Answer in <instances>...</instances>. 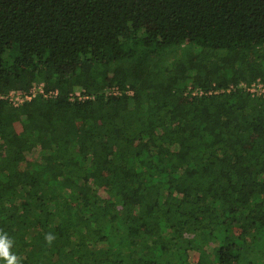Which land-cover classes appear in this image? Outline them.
<instances>
[{
    "label": "trees",
    "instance_id": "obj_1",
    "mask_svg": "<svg viewBox=\"0 0 264 264\" xmlns=\"http://www.w3.org/2000/svg\"><path fill=\"white\" fill-rule=\"evenodd\" d=\"M257 80L264 0H0V93L46 94L0 101L18 264H264Z\"/></svg>",
    "mask_w": 264,
    "mask_h": 264
},
{
    "label": "built area",
    "instance_id": "obj_2",
    "mask_svg": "<svg viewBox=\"0 0 264 264\" xmlns=\"http://www.w3.org/2000/svg\"><path fill=\"white\" fill-rule=\"evenodd\" d=\"M238 87L249 94L256 95L264 99V83H262L260 80H257L251 83L250 85L241 83ZM120 93L121 91L118 89H111L107 91L108 95H119ZM192 94L203 95L204 93L203 91L200 90V91H195ZM209 94L211 95L212 92H210ZM39 95L46 97L42 83L38 85H34L28 93H21L16 91H11L8 94L0 93V101L7 102L11 106L17 108L23 105L24 103L29 102L32 99L38 97ZM56 95L57 93L54 92L51 94L50 97H55ZM73 95L74 96H72L71 100H74L75 98L82 100L84 98L81 95V93L78 94L77 92H75V94Z\"/></svg>",
    "mask_w": 264,
    "mask_h": 264
},
{
    "label": "clouds",
    "instance_id": "obj_3",
    "mask_svg": "<svg viewBox=\"0 0 264 264\" xmlns=\"http://www.w3.org/2000/svg\"><path fill=\"white\" fill-rule=\"evenodd\" d=\"M51 235H47L48 241L52 240ZM14 241L7 233L0 232V264H18L17 255L10 251L13 248Z\"/></svg>",
    "mask_w": 264,
    "mask_h": 264
},
{
    "label": "rangeland",
    "instance_id": "obj_4",
    "mask_svg": "<svg viewBox=\"0 0 264 264\" xmlns=\"http://www.w3.org/2000/svg\"><path fill=\"white\" fill-rule=\"evenodd\" d=\"M76 92L79 94L80 93V90H76Z\"/></svg>",
    "mask_w": 264,
    "mask_h": 264
}]
</instances>
